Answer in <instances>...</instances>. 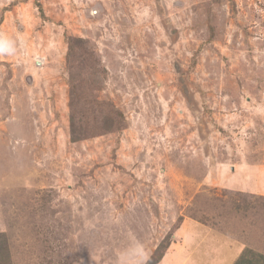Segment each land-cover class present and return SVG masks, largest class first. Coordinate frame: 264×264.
I'll use <instances>...</instances> for the list:
<instances>
[{
	"label": "rangeland",
	"instance_id": "rangeland-1",
	"mask_svg": "<svg viewBox=\"0 0 264 264\" xmlns=\"http://www.w3.org/2000/svg\"><path fill=\"white\" fill-rule=\"evenodd\" d=\"M0 35V264L264 252V0H0Z\"/></svg>",
	"mask_w": 264,
	"mask_h": 264
},
{
	"label": "clouds",
	"instance_id": "clouds-1",
	"mask_svg": "<svg viewBox=\"0 0 264 264\" xmlns=\"http://www.w3.org/2000/svg\"><path fill=\"white\" fill-rule=\"evenodd\" d=\"M17 51L16 41L0 35V56H14ZM149 255L143 244L134 242L119 256V264H148Z\"/></svg>",
	"mask_w": 264,
	"mask_h": 264
},
{
	"label": "trees",
	"instance_id": "trees-1",
	"mask_svg": "<svg viewBox=\"0 0 264 264\" xmlns=\"http://www.w3.org/2000/svg\"><path fill=\"white\" fill-rule=\"evenodd\" d=\"M68 46L71 48L72 47V41H68ZM114 113L118 116L122 118V114L119 111H115ZM101 120H109L110 118H106L103 119L102 116L100 118ZM74 121L72 122V117H71V127H70V135H71V139L73 141L77 140V136H74V134H76L78 132L77 128L74 126ZM117 123H121V121L118 119V121H116ZM104 123V122H103ZM107 123V122H106ZM112 123H114L112 121ZM160 259V257H159ZM149 262L148 264H155L157 262V258L154 260L153 258H149ZM159 261V260H158ZM1 262V259H0ZM234 264H264V252H258L256 250H245V253L243 255H241L240 257H238V259L236 260V262Z\"/></svg>",
	"mask_w": 264,
	"mask_h": 264
},
{
	"label": "crops",
	"instance_id": "crops-1",
	"mask_svg": "<svg viewBox=\"0 0 264 264\" xmlns=\"http://www.w3.org/2000/svg\"><path fill=\"white\" fill-rule=\"evenodd\" d=\"M201 263V262H200ZM229 264H231V263H229Z\"/></svg>",
	"mask_w": 264,
	"mask_h": 264
}]
</instances>
